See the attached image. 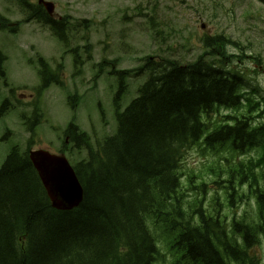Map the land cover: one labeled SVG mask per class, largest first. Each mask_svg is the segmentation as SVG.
<instances>
[{
    "label": "trees",
    "instance_id": "trees-1",
    "mask_svg": "<svg viewBox=\"0 0 264 264\" xmlns=\"http://www.w3.org/2000/svg\"><path fill=\"white\" fill-rule=\"evenodd\" d=\"M35 12L32 19L46 25L72 27L69 17L57 22L41 8ZM202 60L184 68L158 66L139 98L124 114L117 112L119 135L78 169L84 187L78 208L53 209L30 161L15 153L8 158L0 172V264H149L154 249L146 217L170 234L182 228L173 254L175 260L181 249L189 261L183 264H259L249 254L264 235V173L255 169L258 162L230 167V176L223 179L229 189L221 191L228 205L251 199L257 204V210L246 211L229 228L233 237L244 239L245 248L227 240L225 220L218 211H205L204 199L199 209L185 208L195 177L182 183V162L200 132V115L215 103L236 102L239 87L236 77L229 81ZM214 128L205 140L208 148L217 139L233 149L264 151L262 129H247L243 123L234 128L216 123ZM195 216L202 227L185 228L183 219L192 222ZM24 229L28 238L22 253L15 237Z\"/></svg>",
    "mask_w": 264,
    "mask_h": 264
},
{
    "label": "rangeland",
    "instance_id": "rangeland-1",
    "mask_svg": "<svg viewBox=\"0 0 264 264\" xmlns=\"http://www.w3.org/2000/svg\"><path fill=\"white\" fill-rule=\"evenodd\" d=\"M57 1L58 13L64 15L69 11L74 18L79 19H94L97 23L93 26V33L91 41L94 45V64H98L103 58L121 59V64L118 69H129L136 64L138 57L143 54L150 53L153 50L157 52L156 44L149 31H147L144 18L136 10L140 8L146 10L152 6L157 7L158 20L165 22L169 25V29H165L166 33H170L171 39L161 43V39H157V46L161 47L163 52L161 55L167 56L168 49L174 50L169 54H174L181 62H189L194 60L200 54V42L197 43L196 37L201 35L199 19L208 25L207 30L213 33H225L233 41L240 43L246 55L259 57V66L264 67V4H258L254 0L249 2L242 0L241 4H236L232 0H186L187 7L182 4L183 0H176L175 3L168 2L167 0H53ZM214 1L218 2L221 6L218 10V18L213 17ZM247 1V2H246ZM246 2V4H245ZM167 7H172L173 11L167 10ZM180 14L179 12H183ZM147 11V10H146ZM249 11L252 16H249ZM127 13V21L124 16ZM12 19H18V16H12ZM28 25L24 24L23 27ZM28 27H34L31 25ZM40 31V30H39ZM42 41H49V45H43L42 41L35 38L39 42L40 55H52V60H59L63 62L64 67H69L72 63L73 71V58L72 55H62L59 50V43L50 41L47 37L49 34L45 31H40ZM10 32L0 33V49H2L8 56L7 72L9 81L15 86L19 83H34L37 78L33 76V69L26 66L25 61L27 57L17 56L11 52V45L16 41L21 40L23 36H14ZM34 36L31 28L27 29L26 35L22 41L29 45V41ZM187 41L188 47L183 48L182 45ZM111 43V47H106L105 43ZM124 45V46H122ZM53 46V47H52ZM62 48V47H61ZM246 67L252 69L255 65L252 59H245ZM17 63L19 66L18 77L12 71V66ZM113 66H107L105 76L100 83L99 89L96 92H88L80 87L73 81V78L66 81L65 87H50L41 99V108L44 113L42 126L37 130L39 138L42 141H57L59 133L55 130L67 127L71 121H76L82 130L88 132L92 141L95 144L96 140L104 139L107 136L114 134L110 129H115V110L113 106V97L119 89V81L117 76L109 74ZM264 68L259 71V77L255 76L253 83L261 85L264 89ZM93 75L92 65L88 69V74L85 75L86 81L91 80ZM148 77V74L139 76L142 85ZM137 79V78H135ZM133 79L128 80L129 88L122 98V108L127 107L130 102L137 96ZM70 82L72 85H70ZM82 86L88 87L81 83ZM137 84L134 85L136 87ZM3 94L6 90L2 88ZM80 96L77 112L72 111L68 103V96L76 93ZM5 98L2 96L0 100ZM1 102V101H0ZM101 104L105 114V119L100 112L99 105ZM114 118V121L111 118ZM110 118V125L108 120ZM14 132L12 138L5 143L0 144V163L5 159L10 148L14 144H21L23 148L26 147V141L23 143L19 135L17 127L9 121V118L0 121V137L7 134L8 129ZM84 157H87L85 151ZM79 155V153L77 154ZM73 164V162L71 161ZM209 162L202 159L197 153H192L187 159L186 169L188 171L194 170L199 173L205 165ZM207 204H210V196L207 195ZM264 258V240L260 250Z\"/></svg>",
    "mask_w": 264,
    "mask_h": 264
},
{
    "label": "water",
    "instance_id": "water-1",
    "mask_svg": "<svg viewBox=\"0 0 264 264\" xmlns=\"http://www.w3.org/2000/svg\"><path fill=\"white\" fill-rule=\"evenodd\" d=\"M49 160L51 166L46 170L47 176L44 178V181L47 185L48 183L52 184L48 185V187L53 201L68 204L69 207L78 206L82 200V191L73 172L66 168L64 162L61 164V160L54 158H49ZM49 175H51L52 180L49 178ZM59 195L64 197L63 202L58 200Z\"/></svg>",
    "mask_w": 264,
    "mask_h": 264
},
{
    "label": "bare ground",
    "instance_id": "bare-ground-1",
    "mask_svg": "<svg viewBox=\"0 0 264 264\" xmlns=\"http://www.w3.org/2000/svg\"><path fill=\"white\" fill-rule=\"evenodd\" d=\"M118 78V77H117Z\"/></svg>",
    "mask_w": 264,
    "mask_h": 264
}]
</instances>
